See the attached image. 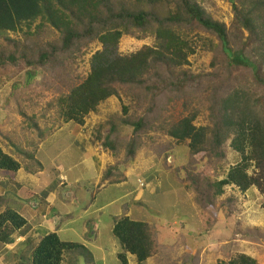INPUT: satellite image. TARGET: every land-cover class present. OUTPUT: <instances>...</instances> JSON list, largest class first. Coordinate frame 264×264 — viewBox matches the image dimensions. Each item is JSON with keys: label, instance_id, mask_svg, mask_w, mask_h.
I'll return each instance as SVG.
<instances>
[{"label": "trees", "instance_id": "trees-1", "mask_svg": "<svg viewBox=\"0 0 264 264\" xmlns=\"http://www.w3.org/2000/svg\"><path fill=\"white\" fill-rule=\"evenodd\" d=\"M226 1L233 13L231 34L223 23L210 18L198 0H0V77L8 78L6 73L18 64L39 69L42 78L36 87L55 95L57 118L80 126L110 97L123 96L137 107L146 105L145 115L155 108H164L158 106L157 100H164L166 106L180 103L188 114L176 122L164 120L166 135L177 143L186 142L179 146L183 153L180 165L172 162L171 153L177 148L167 154L171 161L164 160L168 167H176V186L189 176L185 168L189 153L201 154L205 161H222L226 158L225 145L229 143V148L240 155L239 162L222 179H205L203 188L190 178L193 189L198 195L201 191L209 203L222 196L227 186L242 193L256 187L264 194V0ZM44 26L56 31V37L40 42L38 36ZM199 32L218 39L225 56L222 76L194 74L185 68L189 56L195 53ZM10 33H19L21 38L11 37ZM123 36L137 40L152 38L153 43L124 55L119 52ZM94 42L99 43L100 49L89 58L86 77L74 81L71 66ZM238 69L247 74L233 77L232 70ZM122 109L126 115L127 107ZM202 109L208 112V124L196 126L194 121ZM158 120L156 116L121 119L131 129L124 146V166L106 169L104 181L110 184L125 181L123 171L135 157V136L154 130ZM33 126L40 141L49 136L50 132L42 131L36 123ZM113 133L118 134V129L110 124L102 147L116 156L121 144ZM17 152L34 159L29 150ZM37 165L42 167L38 162ZM252 167L255 172L249 175ZM20 168V163L0 148V171L15 174ZM170 177L172 180L173 176ZM0 203H6L2 196ZM224 213L231 214L230 206H226ZM25 225L24 217L6 207L0 212V242H10L9 236ZM111 234L121 247L116 255L119 264H128L127 254L135 257L136 264H144L160 252L156 225L152 223L122 216L115 220ZM191 235L194 241L203 236ZM190 245L191 249L197 246ZM76 250H81L80 255L91 254L81 243L63 241L55 231H44L32 246L28 264H62L64 254ZM89 254L77 262L72 257V264H94ZM218 264L258 263L238 253Z\"/></svg>", "mask_w": 264, "mask_h": 264}, {"label": "rangeland", "instance_id": "rangeland-1", "mask_svg": "<svg viewBox=\"0 0 264 264\" xmlns=\"http://www.w3.org/2000/svg\"><path fill=\"white\" fill-rule=\"evenodd\" d=\"M198 2L212 20L223 23L228 33H233V13L226 0ZM9 35L21 38L19 33ZM198 35V38H195V53L189 56L185 68L194 74L217 73L222 76L221 68L224 66L225 56L218 39L203 32ZM243 35L246 36L247 33L243 32ZM55 37L56 31L48 26H44L40 37L38 36L40 42ZM152 43V38L137 40L123 36L120 39L119 52L130 54L143 45ZM98 49L99 43L90 44L86 52L71 66L74 81H81L86 77L89 58ZM232 74L235 77L247 73L244 69H238L232 70ZM6 75L9 77H0V148L4 153L13 156L22 167L15 174L0 171V195L6 196L7 190L14 189L17 198L6 202V207L19 204L20 199H28L31 204L29 207L38 206L37 213L49 212V216H52L49 208L51 206L54 214L59 212L62 215L57 216L54 223L68 227L59 237L63 241L83 244L91 253L86 252L92 257L94 264H119L116 255L121 252V247L111 234L113 213L128 214L135 219H149L150 224L156 225L157 247L160 252L148 258L144 264H218L238 253L252 257L258 264H264V194L256 187L242 193L233 186H227L222 196L215 199L214 203H209L201 196V191L198 195L190 181V178L195 179L203 188L206 185L205 179L214 181L225 177L227 170L240 160V155L229 148V143L225 145L226 158L222 161H205L202 160L201 154L195 156L189 153L185 168L190 177L188 176L180 186H176L175 166L180 165L183 160L179 146L185 145L186 142L177 143L169 138L164 131V123L179 121L188 114L180 103H170L166 106L164 100H157L158 106L164 108H155L145 115L146 105L137 107L123 96L110 97L98 106L95 113H90L85 118L84 125L80 126L72 122L63 123L57 118L55 95L52 91L36 87V83L42 78L39 69L19 67L18 64V67L10 68ZM122 106L128 109L126 115ZM207 115L206 109L200 110L194 124H208ZM141 116H156L159 120L154 123V130L135 136V157L128 161L127 169L123 171V175H129L125 179L127 181L117 185L103 184L102 178L106 169L114 165L124 166V146L131 136V129L122 124L121 119ZM33 123L42 131L50 132L49 136L40 141ZM110 124L116 125L118 134L113 133L112 136L114 138L116 134L121 144L116 156L102 147L103 137L110 131ZM17 150H29L34 159L25 158ZM88 150L90 154L99 151L100 154L108 155V163L103 165L101 172L93 163ZM171 150L175 151L171 153ZM168 153H171L175 166L166 165V162L171 161ZM37 162L41 164V168ZM38 170L42 173L26 176V172ZM254 172L253 167L248 170L249 175ZM114 173L116 175V171ZM170 176H173L172 180ZM60 183L64 185L61 186ZM140 183H143V187ZM51 189L54 190L55 199H51L49 195L48 201H44L47 191ZM227 198H232L233 201L228 203ZM226 206H230L229 216L224 213ZM3 209L1 207L0 211ZM68 214L71 217L64 218L68 217ZM35 217L33 214L31 220ZM96 225L99 226L97 231L101 233L102 243H87L90 242L88 239H92L93 226ZM43 226L48 228L44 230ZM43 226L33 225L35 228L40 227L39 230L43 228L42 231L38 234L28 231L25 240H18L17 243L26 245L21 254V262H18V256L13 258L11 255L3 257L5 262L0 264H28L32 246L44 231L53 229L50 219L44 221ZM26 228L27 226L21 228V231ZM192 233H201L203 236L199 241H194ZM109 239H115V242L112 243ZM83 241L85 243H82ZM190 244L197 246L191 249ZM10 251L16 254L18 249L11 248ZM80 252L81 250H76L73 254H64L62 264H72V257L77 259L76 262L79 261L80 257L86 254L83 252L80 255ZM127 256L128 264H135L134 256Z\"/></svg>", "mask_w": 264, "mask_h": 264}, {"label": "crops", "instance_id": "crops-1", "mask_svg": "<svg viewBox=\"0 0 264 264\" xmlns=\"http://www.w3.org/2000/svg\"><path fill=\"white\" fill-rule=\"evenodd\" d=\"M83 149H85V148H83ZM88 153L90 154V152H89V150H88ZM102 153V152H101ZM9 155V154H8ZM102 155V156H101ZM111 155V154H110ZM11 156V155H10ZM90 156H91V158H92V161H93V163L95 164V166L96 167H98V169H100V172L104 169V167H103V165L104 164H107L108 163V160H109V158H108V155L107 154H105L104 155V153H102V154H100L99 153V151H96V152H91V154H90ZM112 156V155H111ZM13 157V156H12ZM20 169H22V167L20 168ZM19 169V170H20ZM127 169V168H126ZM18 172V171H17ZM27 174H26V176H34V175H37V174H40V173H42L41 172V170L39 171H32V173L31 172H26ZM126 173H129V172H126ZM128 174L127 175H125V179H127L128 178ZM127 181V180H126ZM126 181H123V182H126ZM122 182V183H123ZM103 184H110L109 183V181H104V183ZM117 184H121V182L120 183H113V185H117ZM60 185L62 186V185H64L63 183H60ZM103 186V185H102ZM36 189V188H35ZM8 191V193H7V195L6 196H3V195H0V197L2 196L4 199H5V201L7 202V203H9L11 200H17V198L15 197L16 196V194H15V192H14V189L12 190V191H9V190H7ZM25 192V191H24ZM49 195H51L50 197H51V199H55V194H54V190H48L47 191V194H46V196H45V198H44V201H48V197H49ZM49 197V198H50ZM19 204L17 203V204H13V207H11V208H13L15 211H17L22 217H24L25 218V220H26V226H27V228L25 229V231H21L22 229H24V228H22V229H20V230H16L15 232H14V235H12V236H9V240H10V242H7V243H0V263H4L5 261H4V259H3V257H9V256H11V255H13V258H15L16 256H18V258H19V260H18V262L20 261L21 262V259H22V256L23 255H21L22 254V251L23 250H25V248H26V245H25V243H17V242H19L18 240H20V241H22V240H25L26 239V236H27V233H28V231L30 232H33L34 234L35 233H39V231L41 230L42 231V229L44 228V230L45 229H47L48 228V226H43V222L45 221H47V219H50L51 220V223H53V229L52 230H50V231H48V232H56L58 235H60L61 233H63V231L64 230H66V228H68L66 225H60V224H55L54 223V219L56 220V217L57 216H62L59 212L58 213H53V209L51 208V206L49 207L50 209H51V213H52V216H49V212H36L37 211V208H38V206H36L35 208H32L33 206H30L29 207V200L28 199H20L19 201ZM5 204L6 203H0V208L2 207V208H6V206H5ZM34 204V203H33ZM32 204V205H33ZM36 205H38V203H35ZM31 205V204H30ZM53 205V204H52ZM3 209V210H4ZM3 210H1L0 212H2ZM36 212V213H35ZM33 214L36 216L33 220H31V217L33 216ZM140 215H141V213H139ZM142 214H143V210H142ZM144 215V214H143ZM113 217H114V222H115V220L117 219V218H120V217H122V216H127V217H129V218H131L128 214H123V215H120V214H114L113 213V215H112ZM71 216H69V214H68V217H64V218H70ZM37 218V219H36ZM38 218H39V220H38ZM131 219H133V220H137V221H145V222H148L149 221V219H146V220H143L142 218H139V219H135V218H131ZM57 220H59V219H57ZM49 223V226H51L50 225V222H48ZM149 223V222H148ZM30 225H31V227H30ZM33 225H37V226H43V228L42 229H38V228H40V227H33ZM113 227V226H112ZM99 228V226H93V229H94V234H92L93 235V237H92V239H88V241H90V242H87V243H92V242H96V243H102V240L100 239V236H101V233L99 232V230L97 231V229ZM68 230V229H67ZM112 230V229H111ZM46 232V231H45ZM48 232H46V233H48ZM33 236V235H32ZM43 236V235H42ZM42 236H40V237H42ZM104 240V239H103ZM110 240V239H109ZM115 240V239H114ZM114 240H110L112 243L113 242H115ZM38 241V240H37ZM13 242V243H12ZM25 242V241H24ZM105 242V241H104ZM106 242H107V240H106ZM26 243H27V241H26ZM82 243H85V241H83ZM83 245V244H82ZM13 246V247H12ZM84 246V245H83ZM11 248H13V249H15V248H17L18 249V251H17V253L15 254L14 253V251L13 252H11L10 250H11ZM86 248V247H85ZM9 249V251H7ZM66 254V253H65ZM128 255V254H127ZM135 258V257H134ZM127 259H128V256H127ZM135 264H136V261H135Z\"/></svg>", "mask_w": 264, "mask_h": 264}, {"label": "built area", "instance_id": "built-area-1", "mask_svg": "<svg viewBox=\"0 0 264 264\" xmlns=\"http://www.w3.org/2000/svg\"><path fill=\"white\" fill-rule=\"evenodd\" d=\"M140 186L143 187V183H140Z\"/></svg>", "mask_w": 264, "mask_h": 264}]
</instances>
